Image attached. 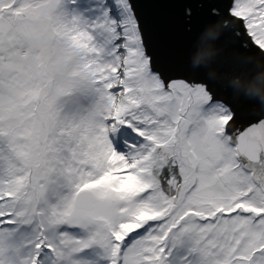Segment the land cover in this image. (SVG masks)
<instances>
[{
    "label": "snow or ice",
    "instance_id": "snow-or-ice-1",
    "mask_svg": "<svg viewBox=\"0 0 264 264\" xmlns=\"http://www.w3.org/2000/svg\"><path fill=\"white\" fill-rule=\"evenodd\" d=\"M145 7L219 19L224 77ZM256 67L264 0H0V264H264Z\"/></svg>",
    "mask_w": 264,
    "mask_h": 264
},
{
    "label": "water",
    "instance_id": "water-1",
    "mask_svg": "<svg viewBox=\"0 0 264 264\" xmlns=\"http://www.w3.org/2000/svg\"><path fill=\"white\" fill-rule=\"evenodd\" d=\"M143 11L153 28L154 46L161 57L182 63L194 78L206 73L204 64H208V70L214 72L217 77H224L225 70L218 68L214 63L219 52L218 47L226 44L224 36L219 40L215 39L221 32L218 28L219 19L211 21L200 18L189 31L179 10L145 7ZM200 34L203 46L199 40ZM197 60L200 63H197ZM230 81L237 82L236 86L251 95L264 96V67H256L250 74L231 73L225 83Z\"/></svg>",
    "mask_w": 264,
    "mask_h": 264
}]
</instances>
